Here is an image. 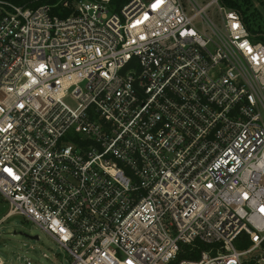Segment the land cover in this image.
<instances>
[{
    "label": "built area",
    "instance_id": "obj_1",
    "mask_svg": "<svg viewBox=\"0 0 264 264\" xmlns=\"http://www.w3.org/2000/svg\"><path fill=\"white\" fill-rule=\"evenodd\" d=\"M186 1L0 0L3 220L69 264H264V43Z\"/></svg>",
    "mask_w": 264,
    "mask_h": 264
},
{
    "label": "rangeland",
    "instance_id": "obj_2",
    "mask_svg": "<svg viewBox=\"0 0 264 264\" xmlns=\"http://www.w3.org/2000/svg\"><path fill=\"white\" fill-rule=\"evenodd\" d=\"M196 1L202 7L211 0ZM183 2L187 6V1L183 0ZM206 15L214 23H219L220 15L217 5H211ZM247 16L253 29L264 31V0H251ZM64 102L70 107L76 104L71 97H67ZM8 210V203L0 195V264H28L29 262L32 264H69L71 262L68 253L34 223L22 216L3 220ZM14 232L18 234L13 235ZM28 237H38V240Z\"/></svg>",
    "mask_w": 264,
    "mask_h": 264
},
{
    "label": "trees",
    "instance_id": "obj_3",
    "mask_svg": "<svg viewBox=\"0 0 264 264\" xmlns=\"http://www.w3.org/2000/svg\"><path fill=\"white\" fill-rule=\"evenodd\" d=\"M72 1V0H70ZM129 0H110V9L112 12H118ZM221 4L229 9L239 11L241 13L244 23L251 34L256 37V41L264 43V31L261 29L255 30L250 26L247 16L248 7L251 0H221ZM244 7V9L242 8Z\"/></svg>",
    "mask_w": 264,
    "mask_h": 264
},
{
    "label": "water",
    "instance_id": "obj_4",
    "mask_svg": "<svg viewBox=\"0 0 264 264\" xmlns=\"http://www.w3.org/2000/svg\"><path fill=\"white\" fill-rule=\"evenodd\" d=\"M18 233L17 232H14L13 235H17ZM20 235H23L22 233H20ZM32 240H38V237H28Z\"/></svg>",
    "mask_w": 264,
    "mask_h": 264
}]
</instances>
